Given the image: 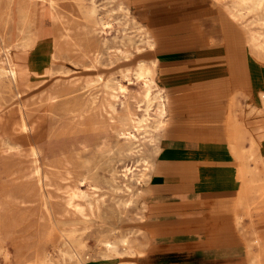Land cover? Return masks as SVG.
<instances>
[{
    "label": "rangeland",
    "instance_id": "374dc122",
    "mask_svg": "<svg viewBox=\"0 0 264 264\" xmlns=\"http://www.w3.org/2000/svg\"><path fill=\"white\" fill-rule=\"evenodd\" d=\"M117 5L116 0H86L84 6L81 4L80 8L84 9L95 6L99 20L108 19L113 22V28L103 34H97L92 29L88 33L86 23L82 19L77 22L73 15L65 13V25L82 29H79L73 40L64 37V24L53 20V9L49 2L35 4L34 11L38 17L24 36L21 33L22 22L15 13L11 18L0 21V30L6 31L4 39H0V44L15 45L14 59L20 70L27 74L23 79L24 85H20L23 92L19 95L15 85L0 72V134L7 129L3 121L18 119L21 108L25 109L34 126L28 133L16 131L9 139L10 144L4 145L0 141V241H7L13 257L17 252L15 244H24L33 250L37 243L56 240L61 234L60 230L56 229L49 236L47 229L42 226V189L34 173L35 162L30 152L32 146L40 147L41 166L45 170H48L51 164L66 158L75 159L78 155H82L85 160L97 162L98 165L93 166L97 170L94 173L100 177L99 183L104 185L106 192L111 196L115 193L120 196L125 194L122 190H116L119 186L124 188L120 174L112 177L113 170L122 166L118 162L119 154H110L106 148L107 143H113L115 140L114 131L127 122L126 129L132 132L133 136L126 147H131L134 143L138 145L140 138L146 144L144 154L150 156L154 152L151 151L153 147L149 139L145 138L144 128L138 131L130 124L132 115L140 120L144 114L143 106H138L132 92L127 95V102L122 103L119 99H113L102 81L95 83L97 78L102 76L110 79L115 88L116 81L122 79L125 73H130L131 78H134L135 69L140 62L150 59L148 52H145L146 47L140 43L137 26L139 24L135 25L130 19L136 17L130 4L129 17L118 11ZM213 8H216L214 4ZM66 9L73 13L79 9V5L70 1ZM255 16L252 14L248 19L252 20ZM136 19L149 28L137 17ZM256 27L264 28L257 25ZM20 35L25 37L22 43L16 40ZM152 36L157 39L153 33ZM1 58L3 55H0ZM129 85L131 87V84ZM53 92L59 95L72 93L74 96L53 101L50 97ZM96 96L99 100L94 104L93 98ZM251 103L246 100L240 107L239 114L245 124L256 127L264 122V113L254 111ZM150 113L154 115L153 110ZM148 118L153 119L149 116ZM227 125L225 122L226 127ZM85 146L88 148L85 149ZM232 154L239 168L241 161ZM154 156L156 163L160 165L159 154ZM134 170L137 173L140 166L134 167ZM136 176L131 173L130 184L136 183ZM75 182L73 179H51L46 189L50 202L57 208H64L68 192L72 190ZM244 183L249 186L248 182ZM147 186L145 185L146 188ZM261 195L249 196L251 206L262 205L264 199ZM149 196L145 197L147 202ZM254 214L258 219L263 216V210ZM13 219L20 224L21 229L5 238L4 235L11 233L9 223ZM146 220L147 218L139 219L137 210L134 209L124 220L117 222L112 219L108 222L126 231L134 228L145 230ZM68 228L67 226L66 229ZM107 229L108 226L102 227L96 223L83 237L90 246H95L97 239ZM242 238L245 241L243 236ZM148 242L147 248L151 237ZM87 254L91 258V264H107L99 260L96 251L90 250ZM0 264H4L1 256Z\"/></svg>",
    "mask_w": 264,
    "mask_h": 264
},
{
    "label": "bare ground",
    "instance_id": "6f19581e",
    "mask_svg": "<svg viewBox=\"0 0 264 264\" xmlns=\"http://www.w3.org/2000/svg\"><path fill=\"white\" fill-rule=\"evenodd\" d=\"M70 1L79 5V9L73 13L66 9L67 3ZM90 1L93 2V0ZM116 1L118 2L117 10L127 17L131 16L125 1ZM216 1L241 25L249 50L259 61L264 63V28L256 27V25L264 27V0ZM46 2H49L53 9V20L64 24V37L68 40H73L76 33L82 29L65 25V13L73 15L77 22L82 19L86 23L88 33L92 29L97 34H103L113 28L112 21L97 18L95 6L88 9L80 8L81 4L84 6L86 0H0V21L3 22L11 18L15 13L22 22L21 33L24 36L38 17L34 11L35 4ZM252 14L256 16L249 20L248 18ZM130 19L135 23V18ZM225 30L227 53L231 55L243 45L236 44L230 38L233 32L232 28L229 27ZM5 32L0 30L1 40L4 39ZM139 32L140 43L145 47L154 48L155 44L151 34L144 28H139ZM22 35L16 39L19 43L25 40ZM14 48V44L12 46L0 44V55H3V58L0 59V72L15 85L21 95L23 91L20 85H24L23 79L27 74L20 70L15 61ZM158 66L157 60L140 62L137 68L135 67L134 78H131L130 73H125L122 79L116 81L115 88L110 79L102 76H99L95 82L102 81L113 99H119L122 103L127 102V95L131 91L138 106H143V118L138 120L132 115L129 121L138 131L144 128L145 138L149 139V143L154 148L151 149L152 152L154 151L152 155L144 154L146 144L140 138L138 145L134 143L131 147H126L129 139L133 136L132 132L126 129L127 122L114 131V142L106 144L107 152L119 154L118 162L122 166L120 169L113 170L112 177L120 174L124 188L119 186L116 190H122L125 194L120 196L115 193L111 196L106 192L104 185L99 183L100 177L94 173L96 167L93 166H96L97 162L85 160L82 155H78L75 159L66 158L51 164L49 169L45 170L41 166L40 147L32 146L30 152L35 162L34 173L42 189L44 211L42 226L47 229L49 236L56 229H59L61 234L56 240L37 243L33 250L24 244H15L17 252L14 257L11 253L12 250L10 251L8 248L7 241L3 239L0 241V256L3 258L4 264H91V258L87 254L90 250L96 251L99 260L107 264H138V260L145 254L148 246L147 232L139 228L123 231L121 227L110 224L108 221L112 219L117 222L122 221L129 217L131 210L134 209L137 210L139 219L143 220L146 217L148 202L145 197L150 195V182L153 173L157 170V159L154 154H160L163 150L162 141L165 137L169 113V97L157 78ZM72 96H74L72 93L59 95L53 92L50 94L53 101L60 100V98L68 99ZM248 98L249 96L242 92L232 96L226 121L228 123L227 138L232 153L241 161L239 178L242 187L234 206L233 217L235 227L246 241L251 264H264V200L260 206H251L252 201L249 197L251 194H262L264 199V122L256 127H251L242 121L239 109L243 105L242 100H248ZM98 100L97 96L94 97L93 103L96 104ZM253 109L256 112L264 113V92L258 95L257 105H254ZM24 110V108L20 109L18 119L3 121L7 129L1 132L0 141L4 145L9 143V139L16 131L28 133L34 128ZM151 110H153V116L150 113ZM148 116L153 119L150 120ZM84 148L87 149L88 146ZM137 166H140V170L136 173L134 167L137 168ZM131 173H134V176L137 175L135 184L129 183ZM54 177L76 181L72 190L68 192L64 208H57L52 204L48 190H46ZM244 182H248L249 186H246ZM145 185H148L147 188ZM260 210H263V216L256 219L254 213ZM96 223L101 224L102 227L108 226V229L97 239L95 246H90L83 236ZM67 226L68 229H66ZM9 227L12 228L11 233L9 232L10 235L7 236L4 235L5 238H9L21 229L15 219L9 223ZM93 247L94 249H92Z\"/></svg>",
    "mask_w": 264,
    "mask_h": 264
},
{
    "label": "crops",
    "instance_id": "0c3cea01",
    "mask_svg": "<svg viewBox=\"0 0 264 264\" xmlns=\"http://www.w3.org/2000/svg\"><path fill=\"white\" fill-rule=\"evenodd\" d=\"M123 1L149 27L132 17L151 34L155 47L145 48V61L159 62L158 82L169 97L145 217L151 243L138 264H251L234 224L242 183L225 122L233 95H248L254 106L264 92V63L216 0ZM229 27L230 38L243 45L231 55Z\"/></svg>",
    "mask_w": 264,
    "mask_h": 264
}]
</instances>
